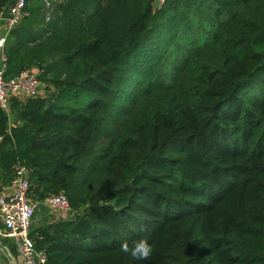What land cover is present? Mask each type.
<instances>
[{
  "label": "trees",
  "instance_id": "obj_1",
  "mask_svg": "<svg viewBox=\"0 0 264 264\" xmlns=\"http://www.w3.org/2000/svg\"><path fill=\"white\" fill-rule=\"evenodd\" d=\"M154 1L27 0L6 75L36 66L53 99L0 109V185L24 166L30 200L66 196L30 232L47 264H264V0ZM205 6L211 38L156 72ZM140 239L149 260L119 250Z\"/></svg>",
  "mask_w": 264,
  "mask_h": 264
},
{
  "label": "built area",
  "instance_id": "obj_2",
  "mask_svg": "<svg viewBox=\"0 0 264 264\" xmlns=\"http://www.w3.org/2000/svg\"><path fill=\"white\" fill-rule=\"evenodd\" d=\"M26 6L27 0H14L7 11V16L5 9L0 12V27L5 31L0 36V109L8 116L12 99L22 101L43 98L42 82L39 78L41 70L36 66L37 69L31 66L11 77L6 75V40L10 31L28 16ZM1 141L0 135V143ZM29 173L26 167L16 166L9 182L13 192L7 196H0V238L17 241L21 264H47L45 251L38 250L30 238L32 218L39 203L28 198ZM42 203L50 212L63 216L71 215L73 212L64 194L50 195Z\"/></svg>",
  "mask_w": 264,
  "mask_h": 264
},
{
  "label": "rangeland",
  "instance_id": "obj_3",
  "mask_svg": "<svg viewBox=\"0 0 264 264\" xmlns=\"http://www.w3.org/2000/svg\"><path fill=\"white\" fill-rule=\"evenodd\" d=\"M57 1L58 0H52L53 3ZM159 1L160 4L156 9L162 4V1ZM49 5L50 3H47V9L44 11L46 20L51 18L52 14V8L49 7ZM190 12L189 20L186 24L188 26H184L181 31L173 35L172 44L167 47L161 60L155 66L156 72H160L162 66V69L166 72L167 76L172 75L173 72L169 70L172 66L178 65L184 58H186L190 50L202 46L206 40L211 38L212 33L216 28L217 21L211 10L208 9V6H205L201 10H191ZM33 67L36 68L35 66ZM41 82L42 97L53 99V87H48V84L43 79H41ZM10 123L16 124L17 122L12 118ZM49 215L51 216V214ZM61 217L70 218L72 217V214L68 216L61 215Z\"/></svg>",
  "mask_w": 264,
  "mask_h": 264
},
{
  "label": "crops",
  "instance_id": "obj_4",
  "mask_svg": "<svg viewBox=\"0 0 264 264\" xmlns=\"http://www.w3.org/2000/svg\"><path fill=\"white\" fill-rule=\"evenodd\" d=\"M12 4L13 1L5 8V16L8 15L7 11ZM4 32L5 31L3 27H0V36L4 34ZM11 119L12 116L9 118V126L17 125V123H10ZM12 192L13 188L9 185V183L6 185H0V196H7ZM49 214H51V216ZM63 219L64 217H61V214L50 212L42 202H39L34 217L32 218L31 231L35 228H39ZM0 264H21L20 250L16 240L0 238Z\"/></svg>",
  "mask_w": 264,
  "mask_h": 264
},
{
  "label": "clouds",
  "instance_id": "obj_5",
  "mask_svg": "<svg viewBox=\"0 0 264 264\" xmlns=\"http://www.w3.org/2000/svg\"><path fill=\"white\" fill-rule=\"evenodd\" d=\"M119 250L135 260H149L153 253V246L147 240L140 239L133 242L131 246L127 241L122 242Z\"/></svg>",
  "mask_w": 264,
  "mask_h": 264
},
{
  "label": "water",
  "instance_id": "obj_6",
  "mask_svg": "<svg viewBox=\"0 0 264 264\" xmlns=\"http://www.w3.org/2000/svg\"><path fill=\"white\" fill-rule=\"evenodd\" d=\"M159 4H160V1L159 0H155L154 2H153V8L154 9H156L158 6H159Z\"/></svg>",
  "mask_w": 264,
  "mask_h": 264
}]
</instances>
